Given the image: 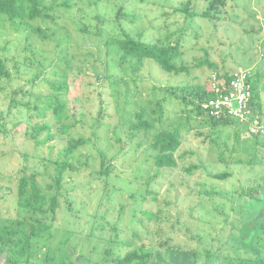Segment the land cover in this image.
<instances>
[{
	"label": "rangeland",
	"instance_id": "1",
	"mask_svg": "<svg viewBox=\"0 0 264 264\" xmlns=\"http://www.w3.org/2000/svg\"><path fill=\"white\" fill-rule=\"evenodd\" d=\"M221 1L214 12L213 0H84L69 8L43 0L36 20L0 15V58L9 71L0 80V264H45L47 254L56 264L64 248L79 264H114L130 251L147 255V264H227L252 255L231 240L243 221L263 217L264 134L254 143L237 123L212 128L192 101L214 73L256 66L264 123V0ZM122 32L178 44L176 64L186 70L164 74L150 60L134 67L113 44ZM205 58L214 69L199 65ZM63 79L64 95L51 87ZM55 96L68 117L65 133L53 118ZM140 111L153 129H130ZM42 125L49 131L37 139L53 138L37 144L33 130ZM173 128L181 135L177 167L156 170L152 137ZM69 139L84 144L57 190ZM21 176H34L56 199L54 214L17 206ZM32 219L49 226L37 240L28 237Z\"/></svg>",
	"mask_w": 264,
	"mask_h": 264
},
{
	"label": "trees",
	"instance_id": "2",
	"mask_svg": "<svg viewBox=\"0 0 264 264\" xmlns=\"http://www.w3.org/2000/svg\"><path fill=\"white\" fill-rule=\"evenodd\" d=\"M84 0H63V6L69 8L72 2H82ZM43 0H0V15L5 16L9 22H30L40 18L41 12L43 10ZM222 4L221 0H213L210 3L208 10L216 12L217 6ZM184 11V8H182ZM207 14V13H206ZM206 17H210L209 13ZM38 31V30H37ZM123 37L114 39L113 44L122 54L121 57L125 60L134 61V67H138L145 60H150L154 62L160 71L164 74L179 75L181 72L185 71L186 68L182 65L176 64V59L179 57V45H163L161 43H144L139 40L131 38L127 33L122 32ZM206 64L209 68L214 69V65L209 63L206 58L200 61L199 65ZM241 69V68H239ZM237 70V69H236ZM235 71V70H234ZM233 71L224 72L222 74L214 73L216 80L223 79L224 81L230 80V74ZM212 76V77H213ZM9 77V71L6 68L5 62L0 58V80L7 79ZM250 83L252 86V98L248 106L249 113L248 118L250 123L253 121L258 122L262 127L263 133H255L252 136L253 142L258 143L259 137L264 134V123L260 119V104H259V94L258 90L252 82V74L250 76ZM51 87L60 94H65L67 91L66 79L59 84L51 85ZM208 87H204L201 93H196L192 101V106L196 109L197 114L201 117L206 118V120L211 124V127L225 126L234 124L231 120H220L214 119L208 116L202 111L200 103L204 101L209 95ZM59 96H55L53 105V118L59 125V132L65 133L69 125L67 123L68 117L64 113V103L58 99ZM162 115L160 114L158 121H161ZM235 125V124H234ZM132 131L138 130H151L154 128V124L148 120L144 119V113L142 111L135 113V119L129 124ZM237 127V125H236ZM49 131V128L45 125L34 127V138L37 144H42L45 140H51L52 135H47L43 141L38 140V135L43 131ZM248 131V129H245ZM180 129L173 128L169 130H160L155 133L152 137L150 147L155 154L153 156L152 162L156 170L161 169H174L177 167V161L174 153L180 146ZM84 141L82 139H69L66 146L63 148L62 155L59 165L56 167V179L55 186L58 190L60 188V181L62 176L67 169L73 170L68 159L72 154L78 149L80 145H83ZM261 144H264L261 143ZM193 167L186 169V173H191ZM226 175H221L220 177H225ZM17 198L16 204L21 209L32 213V215L55 213L57 207V201L54 197L47 199L37 185L34 176L28 178L21 176L17 183ZM249 194V193H248ZM48 207L46 208V204ZM263 215L260 219L253 218L247 221H243L238 229V234L231 241L236 244H244L246 246V251L251 252L250 257H232L227 261V264H264V256L262 255V239L260 235L264 232V208L261 213ZM49 230V226L42 223L41 219H32L30 226L28 228V237L32 240H37V237L43 236L46 231ZM60 249L59 258L56 264H79L81 261H71V256L73 255L72 250ZM147 255H139L134 251L127 252L122 258H117L114 264H132L134 261H138V264H147L145 261ZM53 256L47 254L45 259V264H49L54 261Z\"/></svg>",
	"mask_w": 264,
	"mask_h": 264
},
{
	"label": "built area",
	"instance_id": "3",
	"mask_svg": "<svg viewBox=\"0 0 264 264\" xmlns=\"http://www.w3.org/2000/svg\"><path fill=\"white\" fill-rule=\"evenodd\" d=\"M230 76L228 82L216 80L214 76L211 78L207 86L209 95L200 103L202 111L214 119L231 120L241 129L245 126L251 134L263 133L258 122L250 123L248 118V106L253 92L249 80L251 72L248 69H237Z\"/></svg>",
	"mask_w": 264,
	"mask_h": 264
},
{
	"label": "crops",
	"instance_id": "4",
	"mask_svg": "<svg viewBox=\"0 0 264 264\" xmlns=\"http://www.w3.org/2000/svg\"><path fill=\"white\" fill-rule=\"evenodd\" d=\"M256 71H258V69H256V66H254V67H252L251 66V74L254 76V75H256ZM259 94V93H258ZM260 97H261V95L259 94V104H260V106H261V100H260Z\"/></svg>",
	"mask_w": 264,
	"mask_h": 264
},
{
	"label": "water",
	"instance_id": "5",
	"mask_svg": "<svg viewBox=\"0 0 264 264\" xmlns=\"http://www.w3.org/2000/svg\"><path fill=\"white\" fill-rule=\"evenodd\" d=\"M258 9H259V11H260L262 17H264V8L261 7V6H259Z\"/></svg>",
	"mask_w": 264,
	"mask_h": 264
}]
</instances>
